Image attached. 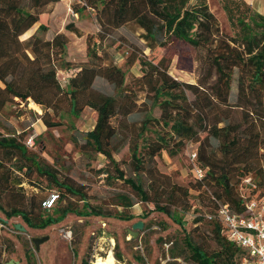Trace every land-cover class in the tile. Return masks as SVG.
I'll return each instance as SVG.
<instances>
[{"label": "trees", "instance_id": "obj_1", "mask_svg": "<svg viewBox=\"0 0 264 264\" xmlns=\"http://www.w3.org/2000/svg\"><path fill=\"white\" fill-rule=\"evenodd\" d=\"M57 1L0 0V112L15 98L23 102L30 99L41 107L44 125L54 127L60 123L54 116L68 113L77 117L84 107L92 108L96 113L93 127L78 138L72 137L73 143L85 155H104L115 177L130 187L137 200L151 204L150 212H161L179 225L191 206L190 186L161 172L156 156L165 151L173 157L185 144L196 145L190 171L193 175V168L199 167L203 176L198 179L193 175L192 188L199 199L207 198L212 204L206 217L217 249L206 251L188 231L185 245L197 264H241L246 251L222 233L216 210L227 204L241 214L245 210L243 195H264V14L246 0H220L234 30L228 36L220 30L207 0H78L70 5L71 12L81 15L86 8L95 10L102 32L93 42L88 41V59L73 67L64 58L68 35L58 31L51 38L44 37L48 30L41 22L44 8ZM37 23L30 35L20 38ZM123 26H134L150 50L177 40L203 51L205 59L197 83H188L172 77L162 58L152 62L132 47L128 57L140 63L137 81L146 91V100L139 129L126 132L115 126L113 118L131 114L137 107V96L127 90L121 68L113 61H103L97 40ZM65 29L80 35L73 22ZM58 70L67 71L65 82L57 76ZM96 78L112 84L115 93L96 89ZM155 109L158 116L153 114ZM126 144L130 148L129 174L119 168L113 156ZM0 155V168H4L0 190L19 197L18 205L4 208L0 204L7 219L18 216L26 226L40 229L62 221L68 213L132 217L123 211L104 212L90 204L86 192L61 178L57 168L28 149L20 134L0 132ZM12 157L20 162L16 170L25 169L26 174L34 172L44 178L58 191L57 197L68 199L65 204L46 208L42 205L45 199L35 203L37 194L27 198L21 188L12 185L5 166ZM246 177L255 188L243 183ZM72 196L83 202L82 208L73 204ZM134 196L118 192L115 203L129 209L137 201ZM202 219L199 216L194 222ZM171 254L177 258L183 250Z\"/></svg>", "mask_w": 264, "mask_h": 264}, {"label": "rangeland", "instance_id": "obj_2", "mask_svg": "<svg viewBox=\"0 0 264 264\" xmlns=\"http://www.w3.org/2000/svg\"><path fill=\"white\" fill-rule=\"evenodd\" d=\"M78 0H59L50 3L44 8L45 14L41 22L48 25L44 34L45 38L64 31L69 42L64 58L69 60L73 67L85 62L87 57L88 41L93 42L98 33L102 32L96 21L95 10L86 8L82 14L74 15L70 5ZM194 1V0H193ZM210 11L218 20L220 30L226 35H233L227 15L224 12L220 0H207ZM73 22L80 30L77 35L65 29V25ZM38 23L29 29L20 38L24 39L37 27ZM134 26H123L117 30L107 31L103 38L98 37V53L103 55L105 63L113 61L125 75V86L131 94H136L137 107L127 116L113 118L115 126L123 132L138 130L144 113V101L146 91L137 81L141 75L140 63L129 60L132 47H137L152 62L162 58L168 66L169 74L181 81L197 83L202 74V65L205 61L204 52L193 49L188 44L173 40L163 48L150 50L139 38V31ZM141 55V54H140ZM72 67V68H73ZM57 76L63 80L67 76L66 70H58ZM94 87L101 92L114 94L115 88L103 78H96ZM235 92L233 85L232 96ZM42 109L30 99L23 102L15 98L8 102L0 112V132L3 134H20L22 141L33 137L34 145L28 147L36 152L45 162L54 166L59 171L60 177H66L67 181L86 192L87 201L99 206L104 212L131 214L130 219H121L114 216L102 217L96 215L78 216L68 213L66 217L55 224L45 228H30L20 217L7 219L0 211V264H95L98 257H113V264H197L190 255L185 245V231L206 251L217 249V245L211 235V225L206 214L211 212L212 204L206 198L199 199L197 192L192 188L194 178L190 171V154L196 145L185 144L182 150L170 157L165 151L156 156V164L161 172L169 174L171 179L178 184L190 186L189 210L183 214V225L172 221L165 214L151 211V204L137 200L130 187L115 177L113 166L107 163L104 155L90 153L83 154L72 137H80V134L93 127L95 111L86 106L73 116L63 113L59 125L46 127L40 118ZM154 115H159L155 109ZM151 135V132H146ZM81 142V139H79ZM119 168L126 174L130 173L129 159L130 148L126 144L117 153L113 154ZM1 158V155H0ZM20 162L17 157H12L5 162L8 168L10 183L21 188L28 198L31 194H37L35 203L50 198L58 191L44 178L36 173H25V169L18 171L15 166ZM4 168H0V175ZM15 180L16 184L12 181ZM39 182L40 186L32 182ZM128 193L137 200L129 209H123L117 205L115 194ZM18 196L4 193L0 190V204L4 208L18 205ZM68 199L56 197L51 207L65 204ZM73 204L82 208L83 202L77 196L70 197ZM149 212L148 215L144 213ZM202 216V220L195 223V218ZM7 219L6 222L1 220ZM138 220L143 222L141 229H133L132 224ZM20 223L26 228L21 231L15 228ZM184 228V229H183ZM46 237L39 243L38 248L32 241L33 238ZM183 250L182 256L173 258L171 252ZM119 256V257H118Z\"/></svg>", "mask_w": 264, "mask_h": 264}, {"label": "built area", "instance_id": "obj_3", "mask_svg": "<svg viewBox=\"0 0 264 264\" xmlns=\"http://www.w3.org/2000/svg\"><path fill=\"white\" fill-rule=\"evenodd\" d=\"M65 82V79H63ZM27 147L34 145L33 137L23 141ZM195 150L190 154V159L195 158ZM193 175L196 178L203 176V170L199 167L193 168ZM246 185L255 188L250 177L243 180ZM57 195L53 194L45 199L42 205L51 207ZM245 198V210L241 214L234 213L227 204L218 206L216 212L222 225V233L225 237L245 249L246 254L241 264H264V195L254 197L243 195Z\"/></svg>", "mask_w": 264, "mask_h": 264}, {"label": "water", "instance_id": "obj_4", "mask_svg": "<svg viewBox=\"0 0 264 264\" xmlns=\"http://www.w3.org/2000/svg\"><path fill=\"white\" fill-rule=\"evenodd\" d=\"M12 182H13L14 184H16V181H15V180H13ZM1 220H2L3 222H6V221H7L6 219H2V218H1ZM142 227H143V222H142L141 220H138V221H136V222H134V223L132 224V228H133V229H141ZM15 228L18 229V230H21V231H25V230H26V228H25L24 226H22L20 223H16V224H15ZM45 239H46V237L33 238L32 241H33V243H34V245H35V248L37 249L38 246H39V243L42 242V241L45 240ZM9 264H13V263H9Z\"/></svg>", "mask_w": 264, "mask_h": 264}, {"label": "crops", "instance_id": "obj_5", "mask_svg": "<svg viewBox=\"0 0 264 264\" xmlns=\"http://www.w3.org/2000/svg\"><path fill=\"white\" fill-rule=\"evenodd\" d=\"M246 1L251 5V7L255 11L264 14V0H246Z\"/></svg>", "mask_w": 264, "mask_h": 264}, {"label": "bare ground", "instance_id": "obj_6", "mask_svg": "<svg viewBox=\"0 0 264 264\" xmlns=\"http://www.w3.org/2000/svg\"><path fill=\"white\" fill-rule=\"evenodd\" d=\"M95 264H113V257L110 255L107 258L98 257L95 260Z\"/></svg>", "mask_w": 264, "mask_h": 264}]
</instances>
